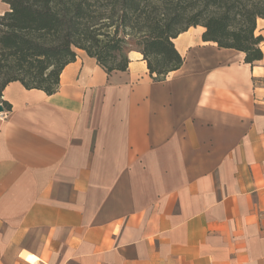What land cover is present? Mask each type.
<instances>
[{
	"label": "crops",
	"instance_id": "crops-1",
	"mask_svg": "<svg viewBox=\"0 0 264 264\" xmlns=\"http://www.w3.org/2000/svg\"><path fill=\"white\" fill-rule=\"evenodd\" d=\"M203 32L162 81L77 49L55 93L4 88L0 264H264V18L253 64Z\"/></svg>",
	"mask_w": 264,
	"mask_h": 264
},
{
	"label": "trees",
	"instance_id": "trees-1",
	"mask_svg": "<svg viewBox=\"0 0 264 264\" xmlns=\"http://www.w3.org/2000/svg\"><path fill=\"white\" fill-rule=\"evenodd\" d=\"M0 12V105L4 88L56 92L64 67L83 50L106 73L125 71L136 48L150 76L162 81L183 63L173 40L190 27L219 48L262 59L256 22L264 0H2Z\"/></svg>",
	"mask_w": 264,
	"mask_h": 264
},
{
	"label": "water",
	"instance_id": "water-1",
	"mask_svg": "<svg viewBox=\"0 0 264 264\" xmlns=\"http://www.w3.org/2000/svg\"><path fill=\"white\" fill-rule=\"evenodd\" d=\"M3 110H4V109H3V106L0 105V113L3 112Z\"/></svg>",
	"mask_w": 264,
	"mask_h": 264
},
{
	"label": "rangeland",
	"instance_id": "rangeland-1",
	"mask_svg": "<svg viewBox=\"0 0 264 264\" xmlns=\"http://www.w3.org/2000/svg\"><path fill=\"white\" fill-rule=\"evenodd\" d=\"M131 48H133V47H130L129 49H131Z\"/></svg>",
	"mask_w": 264,
	"mask_h": 264
}]
</instances>
